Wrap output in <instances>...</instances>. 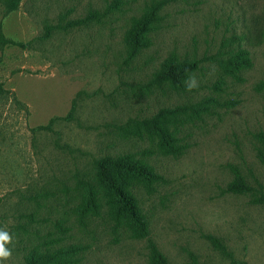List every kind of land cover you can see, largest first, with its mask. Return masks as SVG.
I'll return each mask as SVG.
<instances>
[{"label": "rangeland", "instance_id": "obj_1", "mask_svg": "<svg viewBox=\"0 0 264 264\" xmlns=\"http://www.w3.org/2000/svg\"><path fill=\"white\" fill-rule=\"evenodd\" d=\"M114 1L22 0L13 12L0 4L5 36L24 44L0 47L6 90L0 94V231L11 238L5 244L11 256L0 264H24L32 249L51 242L86 247L77 264H149L146 240L114 231L105 216L77 212L94 160L119 153H134L164 178L151 192H136L168 264H264V203L225 192L233 168L264 186L257 155L264 133V0H168L153 45L134 59L125 52V31L157 0H120V11L103 23L68 27ZM234 37L241 40L231 42ZM239 48L252 59L242 81L218 62ZM170 55L199 63L197 87L181 92L152 84ZM208 99L214 100L209 112L180 129L183 155L163 154L156 142L118 130L163 107ZM72 110V122L47 128Z\"/></svg>", "mask_w": 264, "mask_h": 264}, {"label": "trees", "instance_id": "obj_2", "mask_svg": "<svg viewBox=\"0 0 264 264\" xmlns=\"http://www.w3.org/2000/svg\"><path fill=\"white\" fill-rule=\"evenodd\" d=\"M22 0H0L8 12L18 10ZM168 0H157L147 4L139 16L132 18L126 29L123 41L127 57L134 59L149 49L154 43L153 34L163 25V11ZM122 2L116 0L105 11L90 10L81 19L70 21L68 27H83L92 22L101 24L108 15L120 11ZM234 37L231 42L240 41ZM6 45L24 44L8 39L0 24V47ZM223 72L242 81L241 72L252 66L250 52L246 49H232L218 60ZM199 69L195 60L179 59L170 55L160 63L152 74V84L157 87L170 88L175 91L186 92V81L193 77ZM264 88V86H263ZM0 84V94L5 93ZM213 99L201 103H185L159 109L155 114L146 118H132L120 125L124 135L150 142H156L157 148L163 154L174 156L183 155L187 146L180 144V129L186 124L200 118L203 113L209 112ZM75 117L74 110L63 118H54L50 121L48 129L56 121L72 122ZM261 146L257 149L258 158L264 163V133L258 135ZM234 178L229 183L226 193L246 195L253 198L255 203H264V186L254 178L251 185L239 169L233 168ZM164 181L156 168L134 153L107 154L94 160L93 173L84 181L80 195L81 205L78 213L90 214L101 218L105 216L112 224L114 231H122L135 240H146L149 264H168L167 256L161 252L151 237L147 216L140 205L137 192L140 188L151 192L155 185ZM69 230V229H67ZM214 245L227 251L220 240L210 237ZM56 243L53 247L52 245ZM86 247L78 244L62 245L61 242L47 243L44 247H35L25 257L24 264H77L80 255ZM230 255L228 252H226Z\"/></svg>", "mask_w": 264, "mask_h": 264}, {"label": "clouds", "instance_id": "obj_3", "mask_svg": "<svg viewBox=\"0 0 264 264\" xmlns=\"http://www.w3.org/2000/svg\"><path fill=\"white\" fill-rule=\"evenodd\" d=\"M186 84L189 91L198 86L194 77H189ZM10 240L11 238L7 232L0 231V260H6L11 256V251L5 247V244Z\"/></svg>", "mask_w": 264, "mask_h": 264}]
</instances>
